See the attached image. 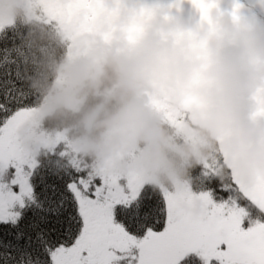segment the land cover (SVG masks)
<instances>
[{
    "label": "clouds",
    "instance_id": "obj_1",
    "mask_svg": "<svg viewBox=\"0 0 264 264\" xmlns=\"http://www.w3.org/2000/svg\"><path fill=\"white\" fill-rule=\"evenodd\" d=\"M37 15L33 0H0V21L27 27L24 150L39 156L59 130L81 161L154 190L205 165L221 184L264 176V0H103L75 47Z\"/></svg>",
    "mask_w": 264,
    "mask_h": 264
},
{
    "label": "snow or ice",
    "instance_id": "obj_2",
    "mask_svg": "<svg viewBox=\"0 0 264 264\" xmlns=\"http://www.w3.org/2000/svg\"><path fill=\"white\" fill-rule=\"evenodd\" d=\"M33 3L37 19L63 29L69 0ZM10 25L0 21V32ZM34 112L14 63L0 61V264H182L193 255L201 264H264V187L235 176L221 184L205 165L183 189L154 190L70 151L64 163L53 152L43 161L18 134Z\"/></svg>",
    "mask_w": 264,
    "mask_h": 264
},
{
    "label": "trees",
    "instance_id": "obj_3",
    "mask_svg": "<svg viewBox=\"0 0 264 264\" xmlns=\"http://www.w3.org/2000/svg\"><path fill=\"white\" fill-rule=\"evenodd\" d=\"M26 31L27 27L25 25H23L20 21H14L6 31L0 32V44H4L6 42V49L0 48V61L7 59L8 61L13 62L15 65V71L17 70L18 65H20L23 59L20 51L18 50V45H20L21 39ZM17 79L19 81L18 76ZM19 88L24 90L20 82ZM49 131L51 133H54L59 130L52 131L51 129H49ZM65 151H70L75 158L80 159L79 156L72 151L68 138L67 140L62 141L53 147L43 148L41 150V154L36 157H39L43 161H47L49 159V152H53L57 156V158L60 159L62 163H64L66 162L63 160ZM87 163L89 164L90 162ZM182 264H201V262L193 255L187 260L183 261Z\"/></svg>",
    "mask_w": 264,
    "mask_h": 264
},
{
    "label": "rangeland",
    "instance_id": "obj_4",
    "mask_svg": "<svg viewBox=\"0 0 264 264\" xmlns=\"http://www.w3.org/2000/svg\"><path fill=\"white\" fill-rule=\"evenodd\" d=\"M14 21L11 22L13 24ZM63 31L68 34V39L73 41V47L76 46L75 44V35H78L82 32H89L92 31L89 23V15L86 10V5H72L69 0V6L65 10V17H64V25ZM72 48H69V52H71ZM155 107L164 111L169 120H172L173 117L170 113H168L166 102L161 101L159 99H155L153 101ZM50 143L47 147H53L58 143L67 140V137L62 135L60 131L51 133L50 136ZM21 141V137H20ZM33 154V153H31ZM35 155V154H33ZM36 156V155H35Z\"/></svg>",
    "mask_w": 264,
    "mask_h": 264
},
{
    "label": "water",
    "instance_id": "obj_5",
    "mask_svg": "<svg viewBox=\"0 0 264 264\" xmlns=\"http://www.w3.org/2000/svg\"><path fill=\"white\" fill-rule=\"evenodd\" d=\"M86 10L89 15V23H90L91 30L94 31L95 21L97 17L99 16V14L101 13V11L103 10V3L97 4L95 0H89V3L86 4ZM187 103H193V101H188ZM261 187H264V176H259L256 180V183L253 186L246 187V188L251 190V189H257Z\"/></svg>",
    "mask_w": 264,
    "mask_h": 264
}]
</instances>
